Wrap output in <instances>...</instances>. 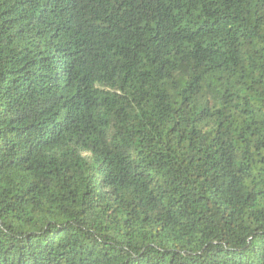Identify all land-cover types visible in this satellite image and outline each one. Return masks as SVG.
I'll list each match as a JSON object with an SVG mask.
<instances>
[{"label": "trees", "instance_id": "16d2710c", "mask_svg": "<svg viewBox=\"0 0 264 264\" xmlns=\"http://www.w3.org/2000/svg\"><path fill=\"white\" fill-rule=\"evenodd\" d=\"M0 264H264V0H0Z\"/></svg>", "mask_w": 264, "mask_h": 264}]
</instances>
